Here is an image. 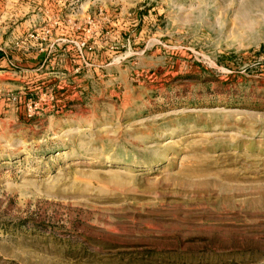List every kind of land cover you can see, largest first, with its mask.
Returning <instances> with one entry per match:
<instances>
[{
	"label": "rangeland",
	"instance_id": "rangeland-1",
	"mask_svg": "<svg viewBox=\"0 0 264 264\" xmlns=\"http://www.w3.org/2000/svg\"><path fill=\"white\" fill-rule=\"evenodd\" d=\"M0 264H264V0H0Z\"/></svg>",
	"mask_w": 264,
	"mask_h": 264
}]
</instances>
